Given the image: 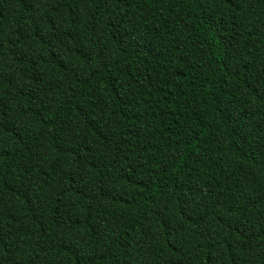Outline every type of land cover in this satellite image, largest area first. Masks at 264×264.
Listing matches in <instances>:
<instances>
[{"label":"trees","instance_id":"1","mask_svg":"<svg viewBox=\"0 0 264 264\" xmlns=\"http://www.w3.org/2000/svg\"><path fill=\"white\" fill-rule=\"evenodd\" d=\"M0 264H264V0H0Z\"/></svg>","mask_w":264,"mask_h":264}]
</instances>
